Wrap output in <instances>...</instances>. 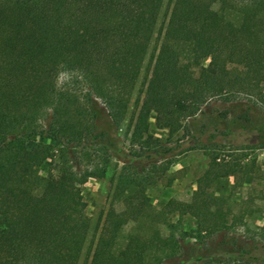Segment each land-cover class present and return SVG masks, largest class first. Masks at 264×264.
<instances>
[{"label":"trees","instance_id":"obj_1","mask_svg":"<svg viewBox=\"0 0 264 264\" xmlns=\"http://www.w3.org/2000/svg\"><path fill=\"white\" fill-rule=\"evenodd\" d=\"M163 4L0 0V264H79L91 229L81 187L105 179L113 159L122 167L89 264H264V225L248 227L215 191L222 178L240 174L242 184L255 159L213 156L190 202L157 209L147 199L157 183L148 171L171 153L150 133L151 115L174 136L213 100L241 105L245 116L264 112V0H171L125 152L119 132ZM37 139L59 145L57 175L39 174L57 155L45 143L30 152ZM242 226L250 239L231 236Z\"/></svg>","mask_w":264,"mask_h":264},{"label":"rangeland","instance_id":"obj_2","mask_svg":"<svg viewBox=\"0 0 264 264\" xmlns=\"http://www.w3.org/2000/svg\"><path fill=\"white\" fill-rule=\"evenodd\" d=\"M170 8L171 0H164L126 120L119 132L118 147L125 152L130 149V135L127 127L137 112L136 100L144 99L143 91L152 73V55L156 56L158 52L162 41L159 35L161 31L164 32L167 25ZM214 9L219 10L220 6L215 4ZM230 18L234 20L233 16ZM203 65L211 70L210 59H207ZM66 81L67 76L62 75L60 82ZM244 111L243 106L235 103H226L224 100L210 101L202 108L201 113L186 120L183 129L174 136H169L168 130L159 129L156 126L155 115H151L150 133L159 139L164 147L171 150L168 159L154 164L148 171L152 177H155L153 180L157 181L156 184H151L147 188V199L155 208H163L170 199L190 202L197 188V180L208 169L213 156L218 155L221 159L227 160L231 157H246L242 159V164H246L249 160H256L254 173L245 176L240 185L238 184L240 174L219 179L215 185V191L218 196L228 198L233 215L241 213L245 215L248 227L255 230L264 225V148L255 146L264 143V112H254L245 116ZM197 138H200L202 142L200 147H196ZM39 143L53 145L57 155L39 169V174L45 177L50 174L57 175L61 164L58 156L59 145L49 140L37 139L30 143V152H33ZM121 167L122 163L113 159L105 179L91 178L81 187L85 211L91 220V229L79 264L90 263V248L94 243L98 223L110 207L112 181L118 176ZM158 169L161 171L159 177L154 172ZM133 191L130 190L129 193ZM39 194L52 199L55 191L43 189L39 191ZM255 210H260V213L252 215L247 213ZM182 222L186 231H192L196 227L194 219L190 216L182 218ZM131 229L132 225L127 226L122 236L128 234ZM231 236L244 241L248 240L252 234L244 232L242 226L237 233H231Z\"/></svg>","mask_w":264,"mask_h":264}]
</instances>
